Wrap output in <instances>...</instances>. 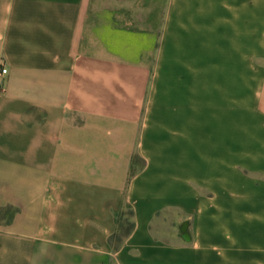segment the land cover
Returning a JSON list of instances; mask_svg holds the SVG:
<instances>
[{
	"label": "crops",
	"instance_id": "crops-1",
	"mask_svg": "<svg viewBox=\"0 0 264 264\" xmlns=\"http://www.w3.org/2000/svg\"><path fill=\"white\" fill-rule=\"evenodd\" d=\"M0 63V264H264V0H0Z\"/></svg>",
	"mask_w": 264,
	"mask_h": 264
},
{
	"label": "trees",
	"instance_id": "trees-1",
	"mask_svg": "<svg viewBox=\"0 0 264 264\" xmlns=\"http://www.w3.org/2000/svg\"><path fill=\"white\" fill-rule=\"evenodd\" d=\"M9 213V220L13 218L15 210L9 208L6 210ZM129 216L133 217V212L129 211ZM134 229L133 221L123 220L120 215L117 216V232L110 238V241L115 249H118L126 236H129Z\"/></svg>",
	"mask_w": 264,
	"mask_h": 264
},
{
	"label": "water",
	"instance_id": "water-1",
	"mask_svg": "<svg viewBox=\"0 0 264 264\" xmlns=\"http://www.w3.org/2000/svg\"><path fill=\"white\" fill-rule=\"evenodd\" d=\"M189 222L186 221L184 222L181 227H180V232L182 233V236L183 238L186 240V241H190L191 240V236L189 234Z\"/></svg>",
	"mask_w": 264,
	"mask_h": 264
},
{
	"label": "built area",
	"instance_id": "built-area-1",
	"mask_svg": "<svg viewBox=\"0 0 264 264\" xmlns=\"http://www.w3.org/2000/svg\"><path fill=\"white\" fill-rule=\"evenodd\" d=\"M8 75V69L2 63H0V86L3 83L4 79Z\"/></svg>",
	"mask_w": 264,
	"mask_h": 264
},
{
	"label": "rangeland",
	"instance_id": "rangeland-1",
	"mask_svg": "<svg viewBox=\"0 0 264 264\" xmlns=\"http://www.w3.org/2000/svg\"><path fill=\"white\" fill-rule=\"evenodd\" d=\"M258 64V63H257ZM120 216L122 217L123 220H129L132 221V217L129 216V211L128 210H124Z\"/></svg>",
	"mask_w": 264,
	"mask_h": 264
}]
</instances>
